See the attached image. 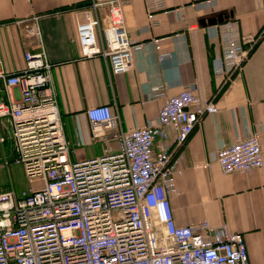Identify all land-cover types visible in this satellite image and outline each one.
I'll return each mask as SVG.
<instances>
[{
  "label": "built area",
  "instance_id": "obj_1",
  "mask_svg": "<svg viewBox=\"0 0 264 264\" xmlns=\"http://www.w3.org/2000/svg\"><path fill=\"white\" fill-rule=\"evenodd\" d=\"M146 8L148 27L169 9L167 0H146ZM39 17L19 21L39 41L38 51L26 52V66L10 71L0 57V161L22 164L29 179L20 191L0 186V264H251L242 232L207 219L178 224L172 206L183 159L173 150L219 111L216 101L185 85L166 98L155 119L130 130L111 104L91 106L93 136L117 128L119 148L73 160ZM76 24L81 56H102L115 74L127 72L145 46L162 48L160 38L130 39L122 0H90ZM210 27L221 42L215 72L229 81L263 33L244 35L237 20ZM170 57L159 54L161 61ZM172 135L175 148L164 143L156 151V141ZM217 160L224 172L263 166L261 129L220 147Z\"/></svg>",
  "mask_w": 264,
  "mask_h": 264
},
{
  "label": "crops",
  "instance_id": "obj_2",
  "mask_svg": "<svg viewBox=\"0 0 264 264\" xmlns=\"http://www.w3.org/2000/svg\"><path fill=\"white\" fill-rule=\"evenodd\" d=\"M90 0H0V57L6 69L26 66V52L38 51L39 41L27 36L19 21L39 15V26L73 160L117 150V128L94 137L87 113L91 106L109 103L130 130L155 119L167 97L185 85L205 99L213 98L219 111L206 115L181 147L170 139L156 141L158 151L170 143L180 152L181 173L171 201L178 224L207 219L227 223L244 234L251 264H264V165L247 171L224 172L217 150L261 129L264 149V0H167L168 10L157 13L148 27L146 0H122L129 37L134 42L160 38L162 48L149 44L137 52L129 70L111 71L102 56H81L76 16ZM102 16L107 14L103 8ZM237 20L244 35L263 33L243 69L233 78L215 72L221 42L210 26ZM216 19L215 23L202 20ZM24 31V32H23ZM161 52L171 57L159 59ZM2 162V161H0ZM24 185V187H27Z\"/></svg>",
  "mask_w": 264,
  "mask_h": 264
},
{
  "label": "rangeland",
  "instance_id": "obj_3",
  "mask_svg": "<svg viewBox=\"0 0 264 264\" xmlns=\"http://www.w3.org/2000/svg\"><path fill=\"white\" fill-rule=\"evenodd\" d=\"M36 179L34 182H38ZM29 183L22 164L12 163L10 166L0 162V186L13 188L20 191L24 185Z\"/></svg>",
  "mask_w": 264,
  "mask_h": 264
},
{
  "label": "water",
  "instance_id": "obj_4",
  "mask_svg": "<svg viewBox=\"0 0 264 264\" xmlns=\"http://www.w3.org/2000/svg\"><path fill=\"white\" fill-rule=\"evenodd\" d=\"M203 21V23H209V24H212V23H215L217 20L216 19H212V20H202ZM218 21H223L222 19H221V16L218 18ZM216 24V23H215Z\"/></svg>",
  "mask_w": 264,
  "mask_h": 264
}]
</instances>
